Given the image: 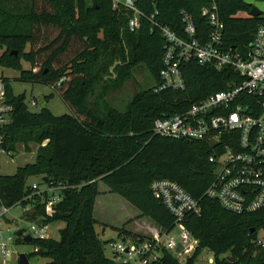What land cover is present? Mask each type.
<instances>
[{"label":"trees","instance_id":"trees-1","mask_svg":"<svg viewBox=\"0 0 264 264\" xmlns=\"http://www.w3.org/2000/svg\"><path fill=\"white\" fill-rule=\"evenodd\" d=\"M135 4L144 17L134 33L126 27L125 14L112 9L111 0H29L26 8L18 0L13 11L21 14L11 11L0 16V67L18 71L21 82L49 87L71 110L61 116L46 107L32 112L5 80L6 100L12 106L11 122L0 131L5 151L15 153L19 143L26 151L31 143L38 149L32 163L12 175H0V205L29 204L23 215L26 221L64 224L58 240L29 243L33 255L47 260L45 264H115L105 255L104 242L95 231L96 184H103L149 219L161 236L174 230L176 218L154 198L150 184L168 180L199 202L200 213L186 214L182 224L199 248L213 255V264H264V247L257 244L258 232L264 230V211L237 216L203 197L213 180L207 143L152 134L155 119L185 111L194 101L223 90L233 74L230 70L190 61L182 70L183 91L155 93L151 88L137 93L124 112L107 105L99 117L84 111L86 97L98 81L116 82L104 79L114 63L119 77V72H129L141 59L153 85L160 84L164 42L157 31H150L151 16L183 37L180 12L190 14L196 38L203 42L209 26L200 13L215 4L224 25V48L245 50L263 15L249 17L251 5L246 0H135ZM240 13L247 16L238 17ZM22 61L29 69L23 70ZM30 178H40V185L75 188L48 208L30 191ZM113 229L119 238L134 242L151 238ZM17 243L24 244L20 238ZM158 252L151 264H193V258L182 263L164 248Z\"/></svg>","mask_w":264,"mask_h":264},{"label":"built area","instance_id":"built-area-1","mask_svg":"<svg viewBox=\"0 0 264 264\" xmlns=\"http://www.w3.org/2000/svg\"><path fill=\"white\" fill-rule=\"evenodd\" d=\"M111 1L113 10L125 14L129 32H137L144 15L137 8L135 0ZM200 14L209 26L203 42L196 38L193 17L184 11L180 12L183 37L156 22L153 16L149 18L150 31H157L164 42L160 84L153 85L152 90L155 93L166 89L183 91L185 82L182 70L190 61L218 71L228 69L233 74L223 90L194 101L185 111L155 119L152 134L176 141L204 142L208 147L211 142L216 143L210 149L212 154L208 158L213 165V180L203 197L237 216L260 213L264 211V16L245 50H226L222 42L224 25L219 19L216 5L203 8ZM35 106L36 103L31 101L29 107ZM11 115L12 106L6 100V81L0 75V131L10 124ZM2 139L0 133V143H4ZM6 153L0 150V155ZM0 175H3L1 169ZM40 186L32 184L29 189L38 197L39 203L48 208L61 200L65 190L60 185L56 194L54 192L58 188L44 185V190H41ZM150 191L176 218L174 230L179 233V238L177 241L170 238L163 242V238L173 230L161 236L158 232L142 242L129 240L128 245L113 242L110 245L115 264H151L158 259L160 248L180 257L188 255L197 246V240L185 229L182 220L188 213H200L199 202L168 180H154L150 184ZM17 206L22 208L23 213L31 208L29 204ZM10 210L0 205L1 264H7L12 247L19 239L16 233L21 231L16 228V221L8 218ZM37 221L30 222L27 236L33 240L48 239L47 225L41 220L43 225L38 227ZM257 244L264 247V241L259 238ZM179 246L182 251L176 253ZM208 264H213V260L210 259Z\"/></svg>","mask_w":264,"mask_h":264},{"label":"rangeland","instance_id":"rangeland-1","mask_svg":"<svg viewBox=\"0 0 264 264\" xmlns=\"http://www.w3.org/2000/svg\"><path fill=\"white\" fill-rule=\"evenodd\" d=\"M18 0H0V16L6 17L8 12H13L14 14L19 11L14 10L15 5ZM21 2L22 8L28 7L29 0H19ZM247 4L257 8L261 14L264 16V0H246ZM11 12V13H12ZM247 13H240L238 17H246ZM24 23V22H22ZM127 55L132 57L131 53L126 51ZM133 66L129 68V72L123 71L119 72V77L117 71H114L116 64L114 63L109 69V75L105 76V80H115L114 84L102 85L101 81H98L96 85L93 86L90 93L87 95L84 105V111H90L96 117H99L100 112L103 108L107 106L113 107L120 112L127 110L128 104L131 102L133 97L143 91H147L153 87V83L145 71L143 65L141 64V59H138ZM23 70H27L28 65L25 62H21ZM0 75L4 77L7 81L9 88L14 96H23L24 102L27 107L31 101L36 103L35 107H29L30 111H39L42 104L46 105V108L54 116L70 115L71 110L67 105L60 99V97L53 92L49 87L37 84V83H25L19 81V72L11 69H4L0 67ZM101 93V97L98 94ZM106 103V104H105ZM107 105V106H105ZM99 114V115H98ZM45 144V142L43 143ZM29 151L25 150L23 144H15V153H6L0 155V169L1 174L11 175L15 172L17 167L24 166L26 164L32 163L35 160L38 146L31 143L28 145ZM42 180L40 178H30L28 180V185L40 184ZM43 184V183H41ZM51 184V183H50ZM47 184V187H51ZM44 185H41V190H44ZM53 186V185H52ZM58 191L54 193H59L60 185H55ZM65 187V186H62ZM74 186L65 187V190ZM97 196L94 201L93 216L97 221L95 225V231L98 237L104 242V252L105 255L113 259V250L111 243L123 242L128 245V238H119L117 232L114 231L113 227L123 228L125 230H131L132 223L130 217L138 214V211L129 205L124 199L119 197L117 194L111 193L106 186L101 183L96 184ZM25 213L20 206H15L11 208L8 213V218L16 221V228L23 231V236H27L30 233V222L26 221L23 217ZM143 218L141 225L146 222V225L154 226L150 220ZM137 220V219H136ZM64 224L62 222L52 223L47 225L46 234L48 239H59V230L63 228ZM157 231V230H156ZM158 232V231H157ZM178 232L174 230L168 237L163 238V242L166 243L170 238H175L178 240ZM149 238V237H148ZM258 238L264 241V230L258 232ZM26 255L28 259V264H45L47 260L41 258L34 254V247L29 244L15 243L11 250V257L7 260V264H18L19 256ZM178 261L185 263L189 258H193V264H208L209 260H213V255L205 248H199V243L197 241V246L188 255H182L176 257ZM1 264V262H0Z\"/></svg>","mask_w":264,"mask_h":264},{"label":"water","instance_id":"water-1","mask_svg":"<svg viewBox=\"0 0 264 264\" xmlns=\"http://www.w3.org/2000/svg\"><path fill=\"white\" fill-rule=\"evenodd\" d=\"M248 14H249V17H251V18H257V17H259L261 15V12L257 8H255L253 6H250V9H249V13ZM111 71H112V68L110 69V72ZM45 107H46V105L45 104H42L41 107H40V109H44ZM216 145H217L216 143L211 142L209 144V148L212 149ZM5 149H6L5 144L4 143H0V150L5 151ZM43 182H45V180H43ZM63 194H66V191H64ZM36 225L38 227H42V225H43L42 224V221L41 220H38L36 222ZM16 236L18 238H22V240H23V242L25 244H29L31 242V237L30 236H22V232L21 231H18L16 233ZM181 251H182V248L179 246L178 249H177V251H176V253H181ZM230 261H233V259L231 258ZM18 264H28V259H27L26 255L22 254V255L19 256Z\"/></svg>","mask_w":264,"mask_h":264},{"label":"crops","instance_id":"crops-1","mask_svg":"<svg viewBox=\"0 0 264 264\" xmlns=\"http://www.w3.org/2000/svg\"><path fill=\"white\" fill-rule=\"evenodd\" d=\"M27 69H29V65H28V68ZM20 167H22V166H20ZM93 218H94V216H93ZM130 219L132 221V223L130 224V226L132 225L133 227H132L131 230H126V231H128L130 233H133V234H136V235H139V236H142V237H146V238L152 237L153 235H156L158 233L157 232L158 229H157V227L154 224H153L154 226H152V228H151V226L146 225V222H144V224L141 225V222H143L142 221L143 218H142L140 212H138V214H135L134 216H131ZM113 228L121 229V228H118V227H113ZM123 229L125 230V226H123Z\"/></svg>","mask_w":264,"mask_h":264}]
</instances>
